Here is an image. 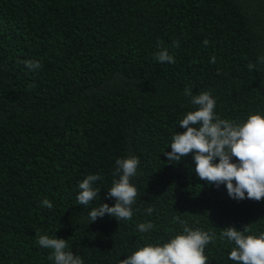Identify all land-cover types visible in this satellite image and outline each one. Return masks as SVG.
<instances>
[{
    "label": "trees",
    "instance_id": "16d2710c",
    "mask_svg": "<svg viewBox=\"0 0 264 264\" xmlns=\"http://www.w3.org/2000/svg\"><path fill=\"white\" fill-rule=\"evenodd\" d=\"M158 43L174 64L154 59ZM261 56L264 0H0V264H54L37 231L66 239L83 264H118L181 234L175 216L216 234L208 264H236L219 235L264 232V200L233 199L197 176L193 154L169 162L165 153L196 108L186 88L209 91L230 121L264 113ZM128 156L140 161L132 219L90 223L93 208L116 203L108 188ZM89 174L101 176L100 192L82 206L78 184ZM144 222L153 229L138 231Z\"/></svg>",
    "mask_w": 264,
    "mask_h": 264
},
{
    "label": "clouds",
    "instance_id": "9594fccd",
    "mask_svg": "<svg viewBox=\"0 0 264 264\" xmlns=\"http://www.w3.org/2000/svg\"><path fill=\"white\" fill-rule=\"evenodd\" d=\"M203 43L207 46L209 41L205 39ZM174 46L178 47L179 41H174ZM157 47L161 48V45L158 43ZM154 59L160 63L176 62L166 48H161ZM210 62H216L215 56L211 57ZM259 62L264 64V56L259 57ZM21 63L33 72L42 67L38 60H24ZM247 67L252 70L255 65L249 63ZM184 95L191 97L190 102L196 108L179 121V126L186 131L173 135L171 151L165 153L167 160L179 162L183 157L193 154L195 173L201 180L217 188L226 185L228 195L238 201L264 200V113L254 112L246 120L237 123L216 114V100L209 91L193 95V90L186 88ZM139 163L136 156L115 161L114 179L107 195L115 199L116 203L112 206L102 203L93 208L89 213L90 223L105 214L119 221L132 219V205L138 190L131 178L137 175ZM100 179L99 174H89L78 184L80 191L76 204L88 206L99 195L100 189L93 185ZM40 203L49 209L53 207L47 198ZM153 211L151 206L146 209L148 215ZM173 221H179L183 228L181 234L162 245L147 244L140 247L126 259L119 260L118 264H208L205 247L215 241L216 234L190 228L187 221L179 216L173 217ZM153 227L151 222L137 225L140 232H149ZM250 232L248 225L242 231L228 226L219 235L221 241L234 244L228 258L236 264H264V232L259 235L245 234ZM36 238L39 246L52 250L48 259L54 260V264H83L80 256L67 250L66 239L41 235L39 231L36 232Z\"/></svg>",
    "mask_w": 264,
    "mask_h": 264
}]
</instances>
